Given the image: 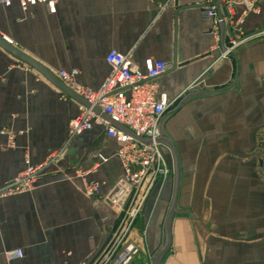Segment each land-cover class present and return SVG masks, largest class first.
Here are the masks:
<instances>
[{"label":"crops","instance_id":"obj_1","mask_svg":"<svg viewBox=\"0 0 264 264\" xmlns=\"http://www.w3.org/2000/svg\"><path fill=\"white\" fill-rule=\"evenodd\" d=\"M210 1L59 0L54 12L13 4L0 7V36L58 80L60 71L76 70L78 84L91 90L108 76L111 50L141 72L150 61L175 64L159 79L164 99L176 101L161 139L174 149L180 172L170 245L159 264H264V186L244 161L264 118V56L247 48L234 55L250 38L222 56L211 21L202 17ZM260 5L243 24L246 34L264 30V0ZM59 89L0 47V187L22 172L26 158L38 165L65 149L34 190L0 200V264H95L113 236L115 218L102 221L108 205L88 198L73 171L96 167L88 180L100 182L107 196L123 174L119 144L104 124L70 140L71 122L86 107ZM173 190L174 176L150 195L128 238L139 251L127 264H153ZM15 249L24 258L7 262L5 252Z\"/></svg>","mask_w":264,"mask_h":264},{"label":"built area","instance_id":"obj_2","mask_svg":"<svg viewBox=\"0 0 264 264\" xmlns=\"http://www.w3.org/2000/svg\"><path fill=\"white\" fill-rule=\"evenodd\" d=\"M58 1L0 0V7L18 4L21 9L26 10L31 6L46 5L54 12ZM238 4L242 7L239 13L236 10ZM260 11V0H220L219 3L217 0H211L202 9V17L212 23L211 34L215 37L217 47L223 45V57H229L239 42L264 32L262 30L258 34L249 35L243 30L247 17L250 14H259ZM6 40L11 43L10 40ZM105 61L110 71L98 90H91L78 84L76 70L60 71L58 78L80 98L98 107L103 114L138 138L147 141L161 139L162 120L176 101L168 103L164 99L159 79L171 71L175 64L160 60L150 61L146 71L141 72L128 55L117 50H111ZM100 124L107 126L106 136L119 144L116 156L123 169L121 178L113 190L102 197L100 195L102 184L88 180V176L96 167L91 170L78 168L73 173L81 181L83 192L88 198L108 205V213L102 221L106 222L110 217H114L116 221L113 236L95 264H127L139 251L137 245L128 239L134 225L143 213L150 195L173 176L174 168L170 157L165 154L162 143H138L126 132L105 123L90 108L82 109L72 120L69 129L70 140ZM10 145H14L12 136ZM64 153L65 149L53 152L38 165H33L26 158L22 172L11 182L0 187V200L34 190L42 172ZM100 159L103 163L108 161L102 156ZM23 258L22 249L5 252V259L9 263Z\"/></svg>","mask_w":264,"mask_h":264},{"label":"water","instance_id":"obj_3","mask_svg":"<svg viewBox=\"0 0 264 264\" xmlns=\"http://www.w3.org/2000/svg\"><path fill=\"white\" fill-rule=\"evenodd\" d=\"M217 2L219 3L220 0H217ZM254 35V34H251ZM0 47L6 51L7 53L14 55L17 57V59L31 65L32 67L36 68L37 71H39L40 73H42L44 76L48 77V82H52V83H57L58 86L60 87L59 90L65 92L68 96H70L71 98H73L76 102H79L81 104H84L86 108H90L96 115L102 117L104 120L106 121H110L112 122L113 125L119 127L121 126V130L123 132H126L127 134H129L136 142L138 143H144V144H150V143H162L166 146H168L171 155L173 156V168H174V190H173V200L169 209V213L165 222V226H164V241H163V246L160 248V250L156 253V255L153 257V264H159L161 258L163 257V255L167 252L169 245H170V231H171V224H172V218H173V214L175 212V204H176V198H177V193H178V187H179V182H180V172H179V162H178V158L177 155L174 151V149L172 148V146L170 145V143L167 142L166 139H154V140H143L141 138H138L137 136H135L134 134H132L129 130H127L125 127H123L121 124H119L118 122L113 121L112 119L108 120L104 114H98V112L101 110L98 107H95L93 105H91L90 103L86 102L85 100H83L82 98H80L77 94H75L72 90L68 89L60 80H58L54 75L50 74L45 68H43V66H41L39 63L35 62L34 60H32L31 58H29L28 56H26L25 54H23L22 52H20L19 50H17L15 47H13L4 37L0 36ZM162 137V136H161Z\"/></svg>","mask_w":264,"mask_h":264},{"label":"rangeland","instance_id":"obj_4","mask_svg":"<svg viewBox=\"0 0 264 264\" xmlns=\"http://www.w3.org/2000/svg\"><path fill=\"white\" fill-rule=\"evenodd\" d=\"M247 41V42H246ZM245 43L234 51V55H240L245 48L246 52L254 55L264 56V32L246 40ZM249 41V42H248ZM261 118V111H255V118ZM256 118V119H257ZM254 127V147L244 161L252 162L255 172V180L261 182L264 186V118Z\"/></svg>","mask_w":264,"mask_h":264}]
</instances>
